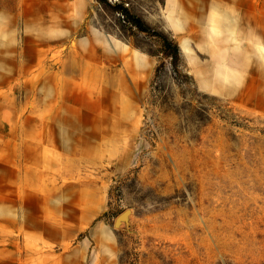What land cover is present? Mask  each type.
<instances>
[{
    "label": "rangeland",
    "instance_id": "1",
    "mask_svg": "<svg viewBox=\"0 0 264 264\" xmlns=\"http://www.w3.org/2000/svg\"><path fill=\"white\" fill-rule=\"evenodd\" d=\"M0 264H264V0H0Z\"/></svg>",
    "mask_w": 264,
    "mask_h": 264
},
{
    "label": "trees",
    "instance_id": "2",
    "mask_svg": "<svg viewBox=\"0 0 264 264\" xmlns=\"http://www.w3.org/2000/svg\"><path fill=\"white\" fill-rule=\"evenodd\" d=\"M121 10H122L121 12H123V14H125L127 16L129 22H131L133 25H135L141 31L149 32L146 28L143 27V23L141 22V20H139L137 17L128 13L127 10H125V9H121ZM154 35L161 38L164 53L168 57L172 58L173 61H177L178 54H179L178 47L175 44H173L170 40L165 38L164 36L158 35L157 33H154Z\"/></svg>",
    "mask_w": 264,
    "mask_h": 264
},
{
    "label": "water",
    "instance_id": "3",
    "mask_svg": "<svg viewBox=\"0 0 264 264\" xmlns=\"http://www.w3.org/2000/svg\"><path fill=\"white\" fill-rule=\"evenodd\" d=\"M126 214H127V213H123L122 215H120V216L117 218L116 222L118 223L121 219H123V218L125 217Z\"/></svg>",
    "mask_w": 264,
    "mask_h": 264
},
{
    "label": "bare ground",
    "instance_id": "4",
    "mask_svg": "<svg viewBox=\"0 0 264 264\" xmlns=\"http://www.w3.org/2000/svg\"><path fill=\"white\" fill-rule=\"evenodd\" d=\"M116 45V44H115Z\"/></svg>",
    "mask_w": 264,
    "mask_h": 264
}]
</instances>
